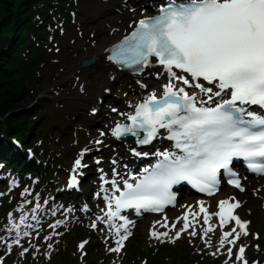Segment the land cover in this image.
I'll return each mask as SVG.
<instances>
[{
    "label": "snow or ice",
    "instance_id": "6c2138e0",
    "mask_svg": "<svg viewBox=\"0 0 264 264\" xmlns=\"http://www.w3.org/2000/svg\"><path fill=\"white\" fill-rule=\"evenodd\" d=\"M157 8L155 15L134 22L133 30L111 49L107 59L120 68L139 73L153 66L155 58V63L167 73L168 82L159 97L152 93L136 105L134 114L126 115L130 123L116 124L111 134L117 139L131 135L138 145H148L160 137L163 129L167 132L164 138L173 141L178 151L158 150L154 153L158 157L154 166L144 168L140 175L129 174L127 179L113 170L114 178L109 181L100 170L101 190L106 192L103 185L110 184L112 193L104 197L107 210H102L103 215L97 216L90 226L96 229L98 222H102L112 230L117 239L109 251L114 253L121 252L132 234L129 226L134 222L122 213L163 211L176 200L174 185L187 182L200 192L213 195L223 173L230 177L228 184L244 191L231 168L234 159H243L252 172L264 174V0H161ZM131 151L136 156L149 155L135 148ZM85 152L87 149L74 161L73 173L87 167L82 163ZM78 183L74 174L68 186ZM36 201L31 220L39 223L37 214L42 205L38 196ZM239 207L240 202L231 197L218 202V211L209 212L200 201L198 212L188 208L170 227L167 217L163 222L157 221L150 237L171 243L180 239L182 233L195 237L196 218L202 213L203 224L208 225L202 229V239L214 232L209 222L215 216L221 229L234 222L230 231H222L217 251L225 245L236 246L242 235L249 234V222L235 214ZM84 210L87 211L86 205ZM62 224L66 221L57 220L49 227L55 229ZM156 224L166 230L157 231ZM9 225L6 231L14 232L15 239L9 243L0 237L9 250L36 227L27 215L15 222L9 214ZM51 238L46 236L45 240ZM205 243L211 246L210 240ZM86 244L87 240L82 241L78 249L83 250ZM27 251L25 248L24 252ZM227 254L233 255L232 247L227 248ZM236 259L247 264L245 246H239Z\"/></svg>",
    "mask_w": 264,
    "mask_h": 264
},
{
    "label": "trees",
    "instance_id": "16d2710c",
    "mask_svg": "<svg viewBox=\"0 0 264 264\" xmlns=\"http://www.w3.org/2000/svg\"><path fill=\"white\" fill-rule=\"evenodd\" d=\"M33 1L36 0H0V118L8 121L12 134L18 133L19 127L29 129V113L23 107L31 97L17 93L14 65L22 60L18 46L26 37L22 32L24 9Z\"/></svg>",
    "mask_w": 264,
    "mask_h": 264
},
{
    "label": "bare ground",
    "instance_id": "6f19581e",
    "mask_svg": "<svg viewBox=\"0 0 264 264\" xmlns=\"http://www.w3.org/2000/svg\"><path fill=\"white\" fill-rule=\"evenodd\" d=\"M117 36H114L113 38H115ZM113 38H109V39H113ZM98 49H88V51L85 52H80L79 54V58L77 59H73L69 62L68 67L70 68V70L74 71L75 73L80 69V67L82 68L81 70V74L86 77L87 74H91V79L93 82L97 81L98 83H93V84H89L88 85V89H86V92H91L94 93L95 96H102V91L101 88L105 85H109V81L107 79V73L109 71V69L107 68V66L104 64V62L102 61V57L100 58L99 62H97L95 64V66L91 67V68H84L79 64V61H81L85 56H90V57H94L98 55ZM85 80V79H84ZM57 87L59 88H68L69 87V78L68 77H61L59 78L55 83H54V90L57 89ZM46 95H49L50 92L47 91L45 92ZM72 97L73 98H80L81 95L78 92H72Z\"/></svg>",
    "mask_w": 264,
    "mask_h": 264
},
{
    "label": "rangeland",
    "instance_id": "374dc122",
    "mask_svg": "<svg viewBox=\"0 0 264 264\" xmlns=\"http://www.w3.org/2000/svg\"><path fill=\"white\" fill-rule=\"evenodd\" d=\"M59 73V69L58 67H49V66H43L42 68L39 69V71L37 72V75L35 77V79L32 80V82L29 84L30 88L34 89L35 94L32 98L29 99V101L26 104H31L35 101H37V99H39V97L41 96V94L45 91V88L47 86H50V83H46L45 80L50 78L54 79ZM51 103L47 100L44 99H39V105H50ZM25 107V106H24ZM45 114V112H41V110L37 111V116L38 117H42ZM53 114V112H52ZM44 118H42V122Z\"/></svg>",
    "mask_w": 264,
    "mask_h": 264
}]
</instances>
